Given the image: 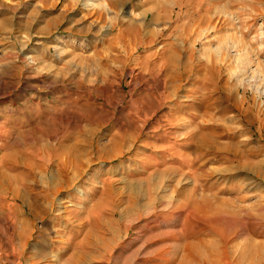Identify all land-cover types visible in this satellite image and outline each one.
<instances>
[{
    "label": "rangeland",
    "instance_id": "1",
    "mask_svg": "<svg viewBox=\"0 0 264 264\" xmlns=\"http://www.w3.org/2000/svg\"><path fill=\"white\" fill-rule=\"evenodd\" d=\"M0 250L264 264V0H0Z\"/></svg>",
    "mask_w": 264,
    "mask_h": 264
},
{
    "label": "crops",
    "instance_id": "2",
    "mask_svg": "<svg viewBox=\"0 0 264 264\" xmlns=\"http://www.w3.org/2000/svg\"><path fill=\"white\" fill-rule=\"evenodd\" d=\"M75 252L77 251V250H74ZM20 253V252H19ZM13 255H15L16 253L15 252H13L12 253ZM7 257L8 255H7V252H2L1 250H0V264H54V263H52V262H42V263H40V262H33L32 260H30V259H22V261L20 260V259H16L18 256L16 255V257H15V259H13L12 257H11V262H7V261H5V259L3 258V257ZM75 259H77V261H70V260H66V262H64V260H62V261H56V263L55 264H90L89 263V260H87V261H83V259H80V258H75ZM183 260H187V257L184 259L183 258Z\"/></svg>",
    "mask_w": 264,
    "mask_h": 264
},
{
    "label": "bare ground",
    "instance_id": "3",
    "mask_svg": "<svg viewBox=\"0 0 264 264\" xmlns=\"http://www.w3.org/2000/svg\"><path fill=\"white\" fill-rule=\"evenodd\" d=\"M173 56V55H172ZM174 57V56H173ZM231 130V129H230Z\"/></svg>",
    "mask_w": 264,
    "mask_h": 264
}]
</instances>
